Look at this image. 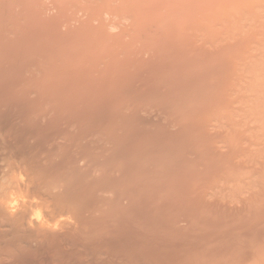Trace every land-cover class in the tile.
Wrapping results in <instances>:
<instances>
[{
  "label": "bare ground",
  "instance_id": "1",
  "mask_svg": "<svg viewBox=\"0 0 264 264\" xmlns=\"http://www.w3.org/2000/svg\"><path fill=\"white\" fill-rule=\"evenodd\" d=\"M0 264H264V0H0Z\"/></svg>",
  "mask_w": 264,
  "mask_h": 264
}]
</instances>
